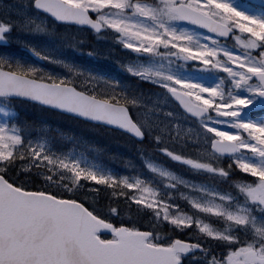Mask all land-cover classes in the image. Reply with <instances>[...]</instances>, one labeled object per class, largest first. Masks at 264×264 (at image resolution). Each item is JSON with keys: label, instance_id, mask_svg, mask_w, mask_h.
<instances>
[{"label": "snow or ice", "instance_id": "1", "mask_svg": "<svg viewBox=\"0 0 264 264\" xmlns=\"http://www.w3.org/2000/svg\"><path fill=\"white\" fill-rule=\"evenodd\" d=\"M64 25L113 31L121 67L162 93L54 55L81 42ZM0 44V100L126 132L143 165L58 151L0 106V264H264V0H0Z\"/></svg>", "mask_w": 264, "mask_h": 264}, {"label": "rangeland", "instance_id": "2", "mask_svg": "<svg viewBox=\"0 0 264 264\" xmlns=\"http://www.w3.org/2000/svg\"><path fill=\"white\" fill-rule=\"evenodd\" d=\"M236 2L239 4H244L240 0H236ZM52 26L53 25L49 21V27H52ZM56 31L58 33L59 32L73 33L70 29H56ZM75 34L77 36H80V34H77V33H75ZM78 38L80 39L81 42H79L76 47H71L68 44H64V45L60 46L54 52V55L61 57V58H66L69 61L74 62L76 64H79L80 66H82L85 69L90 70L92 72H94V71L92 68H90V65H93L95 63V61L101 60V61H105L107 64H109L108 62L110 61L114 64H118L121 66L122 63L126 62L131 57V50L130 49H127V51H125V53L121 56V59L118 57V52H117L116 47L109 42L110 40H113L115 42L120 43L119 41H117L115 39V34L113 33V31L112 32L110 31L109 34H106L104 36H100V37L97 36V38L95 40H94V38H92L90 40L83 39L81 37H78ZM33 39L36 42H40L44 39V37H43V34H40ZM226 43L234 46L236 42L232 38L229 42H226ZM17 44H19V43H17ZM95 44H98V45L100 44L99 48L96 50V55L98 54L99 56L98 55L96 56L95 54L89 55L88 49H90L91 46H93ZM81 46H86L88 48L82 49ZM29 53L31 54V57L33 56L35 58V60H37V62H39L43 65H49V66L55 68L57 71H63V69L60 66L51 65V64H49L48 61H40L39 58L35 57L31 52H29ZM117 61H119L120 63H117ZM189 66H191V62H189ZM101 71H104V68L102 66H99V72H101ZM126 73H128V72H126ZM128 75L132 76L131 74H128ZM132 77H135V76H132ZM144 82L148 87L139 88V89H143L149 93H156V92L162 93V90L157 88V86L150 84L146 81H144ZM0 106L9 107V103L5 104L4 102L0 101ZM170 107L172 110L181 111L180 108L173 101H172ZM12 114L13 113H10V116ZM2 118H4L3 114H0V119H2ZM184 124L185 125L191 124L192 127L196 126L195 124L191 123L188 120H185ZM52 132L55 134V136H52ZM30 138H32V139H42V138L47 139L51 143V145L58 151H67L69 149H75L77 151H81L73 145L75 140H76L74 137H72L71 135H67L65 132H62V131L57 132V129H52L49 126H42L41 128H39L37 130V134L33 137H30ZM149 147H152V145H149ZM152 156L155 159H157L158 161L164 163L166 166L172 168L175 171L181 172L182 174L189 176L192 179H195L197 181H203V180L207 179L206 176H202L200 174H197L195 172L188 170L187 166L180 164L178 162L172 161L171 158L165 156L164 154H162L160 152H153ZM96 162L99 164L98 161H96ZM100 165H102V164L100 163ZM124 171L127 172L126 170H124ZM242 178H244V177H242ZM220 186L222 188H225V189L228 188V185L223 183L222 181L220 182ZM176 202L180 203L181 206L185 210H188V207H190L189 205L186 204V201H184L183 198L179 199Z\"/></svg>", "mask_w": 264, "mask_h": 264}, {"label": "trees", "instance_id": "3", "mask_svg": "<svg viewBox=\"0 0 264 264\" xmlns=\"http://www.w3.org/2000/svg\"><path fill=\"white\" fill-rule=\"evenodd\" d=\"M107 68H109V67H107ZM106 70H104L103 72H105ZM107 72H108V75H109V69L107 70ZM115 79H118L122 83H126V84H128V85H130L132 87L136 83V80H134L132 78L128 79L127 76H123V75L122 76H117V77H115ZM18 103H16L17 107L15 109V111H16L15 120H16V122L18 124L27 123L28 124L27 131H30V132L35 131V129L40 125V123L42 121H45V122H48V123H52L51 122V118L48 115L49 114L48 111L43 110V109H41L39 107H36L34 105H31V104L28 105V104H26L24 102H18ZM23 105H28V106L35 107L36 110L38 108V109L42 110L44 113H46V115H43V114H41L38 111H27V110L21 109V106H23ZM53 124L56 127H58V128H61V127L64 128L67 133L77 132V129L71 128L68 125L63 126V125H60V124L56 123L55 121H53ZM112 143L113 144H110V142H109V147H110L109 150H111V152H113V150H114V154H113L112 157H109V158L116 159V158H114L116 156V153L121 152L123 149L118 148V145H116L114 141ZM98 144L101 147V149H103V152H105V149L107 147L106 141L98 142ZM101 202L102 203L106 202V201L103 200V195L101 197Z\"/></svg>", "mask_w": 264, "mask_h": 264}, {"label": "water", "instance_id": "4", "mask_svg": "<svg viewBox=\"0 0 264 264\" xmlns=\"http://www.w3.org/2000/svg\"><path fill=\"white\" fill-rule=\"evenodd\" d=\"M250 1H252L253 3H255V2H257V0H250ZM90 28V27H89ZM102 31H104V30H101L100 32H102ZM67 114V113H66ZM70 115H72V114H70ZM74 116V115H73Z\"/></svg>", "mask_w": 264, "mask_h": 264}]
</instances>
